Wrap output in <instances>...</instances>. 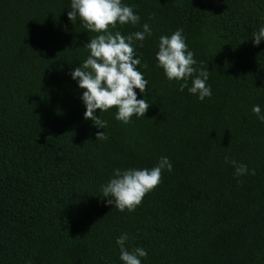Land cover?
<instances>
[{"label": "trees", "instance_id": "trees-1", "mask_svg": "<svg viewBox=\"0 0 264 264\" xmlns=\"http://www.w3.org/2000/svg\"><path fill=\"white\" fill-rule=\"evenodd\" d=\"M122 3L140 22L113 33L152 28L134 45L150 105L128 124L97 109L101 129L70 76L98 34L69 20L71 0H0V264H123L122 233L147 251L142 264H264V123L252 112H264V41H252L264 0ZM180 28L210 71L204 101L156 66L159 37ZM226 155L255 174L236 177ZM161 156L173 171L134 211L105 203L113 169Z\"/></svg>", "mask_w": 264, "mask_h": 264}, {"label": "clouds", "instance_id": "clouds-1", "mask_svg": "<svg viewBox=\"0 0 264 264\" xmlns=\"http://www.w3.org/2000/svg\"><path fill=\"white\" fill-rule=\"evenodd\" d=\"M70 11L67 15L70 21H82L85 29L98 35L90 37L85 47L89 55L78 67L70 72V76L82 89L80 100L85 106L84 118L96 121L95 125L103 129L106 121H100L96 110L107 112L115 108V119L130 123L133 116L144 117L149 103L137 98L136 89L143 96L146 94L148 80L140 71L141 59L135 50V42H142L152 35V28L148 23L142 25L141 31L122 35L115 29L120 25L140 22V16L133 8L122 3V0H71ZM264 21V17L261 18ZM254 45L264 41V23L252 38ZM195 53L189 49L183 29H177L170 35H161L158 42V51L155 53L156 66L161 68L169 81L181 82L179 91L188 93L204 101L211 98L210 71L195 67L197 60ZM189 81L191 84L189 85ZM252 112L257 119L264 123V112L260 105H254ZM100 140L107 139L103 131L97 133ZM225 162L234 169V175L241 177L255 174L248 166L235 159L225 156ZM163 171H173V165L167 156H161L152 168H115L106 184L101 186L105 203L112 205L121 212L127 209L135 210L142 203L144 196L154 190L161 182ZM128 233H122L116 239L119 246V260L123 264H142L141 258L148 253L143 247H133L129 250L126 242Z\"/></svg>", "mask_w": 264, "mask_h": 264}]
</instances>
